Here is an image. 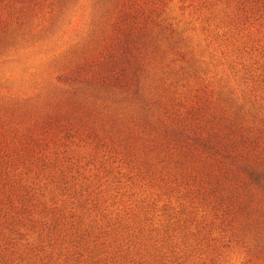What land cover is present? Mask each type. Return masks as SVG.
<instances>
[{
    "label": "rangeland",
    "instance_id": "obj_1",
    "mask_svg": "<svg viewBox=\"0 0 264 264\" xmlns=\"http://www.w3.org/2000/svg\"><path fill=\"white\" fill-rule=\"evenodd\" d=\"M0 264H264V0H0Z\"/></svg>",
    "mask_w": 264,
    "mask_h": 264
}]
</instances>
